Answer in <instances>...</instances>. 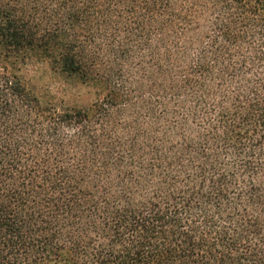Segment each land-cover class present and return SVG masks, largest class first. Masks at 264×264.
<instances>
[{"label":"trees","instance_id":"16d2710c","mask_svg":"<svg viewBox=\"0 0 264 264\" xmlns=\"http://www.w3.org/2000/svg\"><path fill=\"white\" fill-rule=\"evenodd\" d=\"M0 264H264V0H0Z\"/></svg>","mask_w":264,"mask_h":264},{"label":"rangeland","instance_id":"374dc122","mask_svg":"<svg viewBox=\"0 0 264 264\" xmlns=\"http://www.w3.org/2000/svg\"><path fill=\"white\" fill-rule=\"evenodd\" d=\"M24 79L34 94L43 102L62 105L87 106L94 100L93 89L79 80L60 74L45 62L25 65Z\"/></svg>","mask_w":264,"mask_h":264}]
</instances>
